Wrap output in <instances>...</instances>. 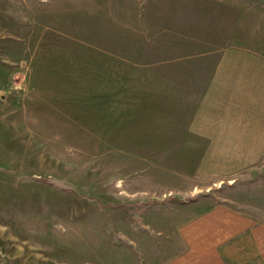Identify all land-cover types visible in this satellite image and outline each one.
<instances>
[{
  "label": "rangeland",
  "instance_id": "374dc122",
  "mask_svg": "<svg viewBox=\"0 0 264 264\" xmlns=\"http://www.w3.org/2000/svg\"><path fill=\"white\" fill-rule=\"evenodd\" d=\"M228 49L264 60V0H0V264H158L199 208L263 217L264 162L212 184L183 146Z\"/></svg>",
  "mask_w": 264,
  "mask_h": 264
},
{
  "label": "crops",
  "instance_id": "0c3cea01",
  "mask_svg": "<svg viewBox=\"0 0 264 264\" xmlns=\"http://www.w3.org/2000/svg\"><path fill=\"white\" fill-rule=\"evenodd\" d=\"M237 51L218 57L182 140L198 151V179L212 184L264 162V60ZM176 237L158 264H264V216L224 203L199 208Z\"/></svg>",
  "mask_w": 264,
  "mask_h": 264
}]
</instances>
